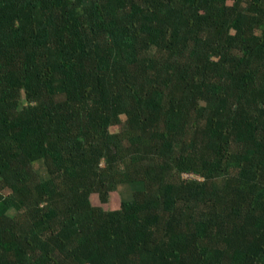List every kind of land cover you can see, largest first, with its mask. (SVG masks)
Listing matches in <instances>:
<instances>
[{"label": "trees", "instance_id": "obj_1", "mask_svg": "<svg viewBox=\"0 0 264 264\" xmlns=\"http://www.w3.org/2000/svg\"><path fill=\"white\" fill-rule=\"evenodd\" d=\"M0 264H264V0H0Z\"/></svg>", "mask_w": 264, "mask_h": 264}, {"label": "rangeland", "instance_id": "obj_2", "mask_svg": "<svg viewBox=\"0 0 264 264\" xmlns=\"http://www.w3.org/2000/svg\"><path fill=\"white\" fill-rule=\"evenodd\" d=\"M36 168H37L38 172L40 173V175L43 179L48 178V174L45 170V167H44V164L42 161L36 163ZM136 186H138L140 188L142 185L138 184ZM133 191H134V188H132V187H129V186L121 187L119 189V191L112 198L111 204L106 206V209H109L112 207H118L119 204L121 203V201L131 199ZM92 200H93V204L99 205V201H98V198L96 196H94L92 198ZM16 217H17L18 221L21 223L26 221V217L23 215H17Z\"/></svg>", "mask_w": 264, "mask_h": 264}]
</instances>
